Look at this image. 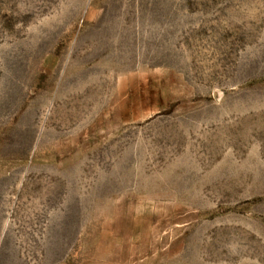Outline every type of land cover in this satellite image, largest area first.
I'll return each mask as SVG.
<instances>
[{"label": "rangeland", "instance_id": "1", "mask_svg": "<svg viewBox=\"0 0 264 264\" xmlns=\"http://www.w3.org/2000/svg\"><path fill=\"white\" fill-rule=\"evenodd\" d=\"M0 264H264V0H0Z\"/></svg>", "mask_w": 264, "mask_h": 264}]
</instances>
